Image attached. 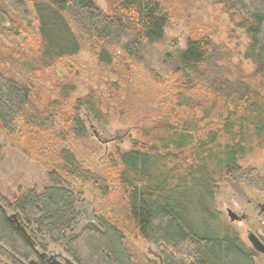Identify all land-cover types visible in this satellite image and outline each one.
Masks as SVG:
<instances>
[{
  "label": "trees",
  "instance_id": "16d2710c",
  "mask_svg": "<svg viewBox=\"0 0 264 264\" xmlns=\"http://www.w3.org/2000/svg\"><path fill=\"white\" fill-rule=\"evenodd\" d=\"M105 1L107 13L96 0H0V37L22 38L12 47L0 44V129L40 163L47 178L41 191L18 190L0 204V262L45 264L37 251L46 249L36 242L40 237L61 247L73 264H140L125 245L127 228L156 249L162 264H256L258 254L213 204L221 183H249L255 170L239 162L264 152V0L216 1L248 42L250 74L218 66L226 63L225 51L217 53L211 33L200 27L190 31L185 49L167 56L169 96L149 99L158 105L152 112L159 117L156 127L140 133L144 139L131 150L116 149L106 158L105 176L118 191L116 218L100 215L98 226L72 233L79 214L69 180L98 189L106 178L84 170L62 146L86 138L81 110L103 122L101 102L92 94L72 99L73 83L52 84V99L42 101L5 66L50 71L76 56L85 39L98 47L102 68L118 64L115 52L140 63L146 47L160 44L164 30L179 21L166 0ZM112 77L110 95H117L127 80L114 72ZM175 109L187 119L174 115ZM202 121L205 131L197 128ZM7 210L20 216L33 245L7 221Z\"/></svg>",
  "mask_w": 264,
  "mask_h": 264
},
{
  "label": "rangeland",
  "instance_id": "374dc122",
  "mask_svg": "<svg viewBox=\"0 0 264 264\" xmlns=\"http://www.w3.org/2000/svg\"><path fill=\"white\" fill-rule=\"evenodd\" d=\"M39 1L46 0H36V2ZM166 1L170 13H176L179 21L164 30V39L160 44L146 47L142 55L143 61L140 63L129 61L115 52L118 64L113 62L109 68H102L96 59L95 49L98 47L85 39L83 49L76 56L50 71L32 74L16 64L5 66L9 75L31 88L32 92L37 94L39 92L42 101L52 99L49 96V88L52 84L73 83L75 92L72 99L92 94L101 102L103 122L93 120L84 110H81L79 118L86 138L78 141L71 140L62 146L75 155L84 170L92 174L104 177L106 158L110 154L116 149L121 152L131 150L136 143L142 141L139 139H144L140 137V133L156 127L155 120L159 117H153L152 112L157 110L156 113H158V105L157 102L150 103V100L154 101L160 96L168 97L172 87L171 66L165 59L168 55L173 56L178 50L185 49L189 33L193 29L200 27L210 32L215 43V51L217 53L225 51L226 63H220L218 66L224 65L222 66L224 69L244 74H250L253 71L250 62L244 59V50L248 42L243 34L233 27L229 18L222 13L221 8L216 4L217 0ZM96 4L103 13H107L105 0H96ZM20 42L22 38L14 40L10 37H0V44L5 48L12 47V43ZM113 72L127 80V84L120 88L124 90L119 89L117 95H110V90H113L111 83L116 82L112 77ZM127 90H129L128 93H126ZM113 95L118 99H113ZM114 109L116 112L113 111ZM173 113L181 119L188 117L187 113L181 109H175ZM193 116L199 118V113ZM191 119L193 118L190 116L188 120ZM205 124L206 121H202L197 128L205 131ZM207 129H211V126ZM13 139L0 129L2 145L0 204L3 206L5 205L2 201L10 202L18 190L41 191L47 185L45 169L40 163L28 159L20 148L14 145ZM239 165L244 170H255L249 183L235 185L221 183L218 186L213 207L220 214L221 219L234 227L242 242L250 248L246 239L248 232L253 233L264 244V152L253 151L242 159ZM69 181L70 189L77 200L76 211L79 214L72 233H77L86 224L98 226L97 217L100 215L110 217L112 220L116 218L112 217V209L114 206L119 207L118 191L113 190L110 180L103 179L98 189ZM104 188L109 190L106 192ZM227 211L233 213L239 220L231 222ZM11 213L7 210L8 215ZM118 220L119 218L115 221L118 222ZM123 233L126 235L125 245L140 264H145V261L162 264L159 254L152 245L142 241L127 228L123 230ZM36 242L46 246L45 251L37 248L38 253L58 255L60 258L57 260L61 263L63 259L69 260L63 249L49 243L47 238L39 237ZM256 264H264V256L258 254Z\"/></svg>",
  "mask_w": 264,
  "mask_h": 264
},
{
  "label": "water",
  "instance_id": "95a60500",
  "mask_svg": "<svg viewBox=\"0 0 264 264\" xmlns=\"http://www.w3.org/2000/svg\"><path fill=\"white\" fill-rule=\"evenodd\" d=\"M228 217L230 219L231 222L233 221H237V217L231 213L230 211H227ZM7 221L13 225V227L15 228L16 232H18L23 239H25L26 241H28L29 243H31V245H33V242L31 241L25 226L23 224V222L21 221L20 216L17 213H11L10 215H8L7 217ZM246 239L250 245V248L253 252H255L256 254L262 255L264 256V244H262L257 237L251 233L248 232L246 235ZM39 258L45 259V264H73L71 261H69L68 259H63V263H61L60 261H58L57 259L60 258V256L58 255H47L46 253H41L39 254ZM0 264H5L0 262ZM30 264H33V262L31 261Z\"/></svg>",
  "mask_w": 264,
  "mask_h": 264
},
{
  "label": "flooded vegetation",
  "instance_id": "af4514ba",
  "mask_svg": "<svg viewBox=\"0 0 264 264\" xmlns=\"http://www.w3.org/2000/svg\"><path fill=\"white\" fill-rule=\"evenodd\" d=\"M237 219L239 220V218L237 217ZM258 239V238H257ZM259 240V239H258ZM260 241V240H259ZM261 242V241H260ZM262 243V242H261ZM263 244V243H262ZM39 254H41V253H39ZM39 256V255H38ZM44 263H45V259H42V258H40Z\"/></svg>",
  "mask_w": 264,
  "mask_h": 264
}]
</instances>
